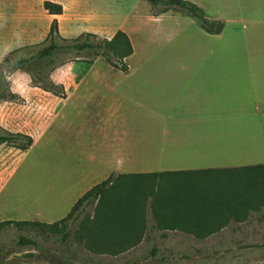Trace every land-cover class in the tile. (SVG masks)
I'll return each mask as SVG.
<instances>
[{
	"label": "rangeland",
	"instance_id": "374dc122",
	"mask_svg": "<svg viewBox=\"0 0 264 264\" xmlns=\"http://www.w3.org/2000/svg\"><path fill=\"white\" fill-rule=\"evenodd\" d=\"M44 1L0 0V134L19 132L34 138L27 151L0 144V222L55 223L107 176L163 171L157 168L162 163L157 156L163 122L152 117L178 106L173 102L170 108L165 100L171 81L199 79L181 69L264 64L257 62L262 58L249 56L264 52V0H191L209 18L226 23L221 35L208 34L196 19L174 7L154 10L147 0H80V10L62 14L59 31L67 39L85 32L107 38L119 29L128 32L134 54L127 59V72L103 58L92 64L79 61L92 57L87 52L61 51L52 58L33 59L46 46L52 23ZM21 59L32 63H18ZM41 80L62 85L63 91H55L65 96L45 90ZM104 116L110 119L106 126ZM111 123L106 131L110 136L105 137L102 130ZM116 133L125 169H112L104 177L110 167L107 146L113 144L110 152L119 154V148H113ZM248 161L263 164L264 151L259 147ZM94 208L88 207L87 213ZM224 230L219 235L240 240L242 247L218 249L212 247L213 236L197 240L149 229L148 239L115 257L11 226L0 232V264H66L65 259L70 264H264V212ZM20 235L38 244H19ZM154 245L157 258L152 257Z\"/></svg>",
	"mask_w": 264,
	"mask_h": 264
},
{
	"label": "trees",
	"instance_id": "16d2710c",
	"mask_svg": "<svg viewBox=\"0 0 264 264\" xmlns=\"http://www.w3.org/2000/svg\"><path fill=\"white\" fill-rule=\"evenodd\" d=\"M155 9L174 7L196 19L211 35H221L226 23L208 17L202 7L191 0H147ZM50 15H62L61 3L44 1ZM156 13V12H155ZM63 41L64 44H61ZM46 46L33 59H48L61 51L91 53L79 60L92 64L98 58L121 71H128L127 59L134 54L129 34L118 30L112 38L92 32L75 39L61 36L57 19L51 23ZM32 60L21 59L18 63ZM45 90L65 96L53 82L41 80ZM0 144L27 151L34 144L31 135L6 131L0 134ZM95 205L92 214L88 207ZM264 212V164L242 167L197 170H167L112 175L93 186L72 207L69 214L55 223L42 221L0 222V232L14 226L36 232L41 237H56L67 244L74 241L93 254L119 256L137 247L152 233L178 232L197 240L219 234L232 223L248 222L254 214ZM19 244L37 245L38 241L20 235ZM3 244L0 239V255ZM159 249L154 245L152 257ZM132 260H130L131 262ZM70 264L69 259H65Z\"/></svg>",
	"mask_w": 264,
	"mask_h": 264
},
{
	"label": "crops",
	"instance_id": "0c3cea01",
	"mask_svg": "<svg viewBox=\"0 0 264 264\" xmlns=\"http://www.w3.org/2000/svg\"><path fill=\"white\" fill-rule=\"evenodd\" d=\"M61 4L64 12L74 8L81 9L80 0H68ZM63 15H50V17L53 22ZM72 19L77 21V15ZM258 53L249 56H258L262 59L257 62H264V52ZM181 70V72L198 74L199 79L194 82V76V80L186 83L171 81L169 89L166 88L165 100L170 103V108L173 102H177L178 106L171 109L172 111L169 109L160 118L156 115L152 117L163 122L161 149H159L161 156L160 154L157 156L162 163L157 168L167 171L257 165V163H248V160L252 152L259 147L264 151V64L200 66ZM108 118L103 117L105 126L110 120ZM105 126L102 132L108 137L110 134L106 131L110 132L112 123L109 128ZM106 142L107 140L103 139L102 145L107 146ZM116 144L117 147L113 148H119L118 156L109 150L113 144L107 146L108 153L105 155V160L110 167H106L108 171H105L104 177L109 172H113L112 169H125L124 162L127 160L120 155L123 144L119 136ZM143 167L150 169L145 165ZM122 173L131 174L125 171L120 174ZM223 231L220 233H224ZM223 236L218 234L209 238L216 243V246L212 244L210 246L218 249L226 248V250L228 244L231 248L242 247L240 240L231 238L227 241Z\"/></svg>",
	"mask_w": 264,
	"mask_h": 264
}]
</instances>
